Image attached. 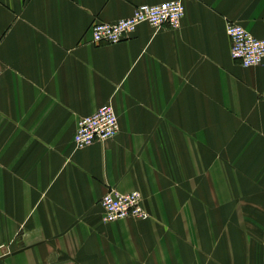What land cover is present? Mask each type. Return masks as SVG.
<instances>
[{
	"label": "crops",
	"instance_id": "1",
	"mask_svg": "<svg viewBox=\"0 0 264 264\" xmlns=\"http://www.w3.org/2000/svg\"><path fill=\"white\" fill-rule=\"evenodd\" d=\"M163 1L0 0V264H264V60L227 32L264 37V0H183L179 27L93 41ZM104 103L118 132L76 149ZM111 187L149 217L105 221Z\"/></svg>",
	"mask_w": 264,
	"mask_h": 264
},
{
	"label": "built area",
	"instance_id": "2",
	"mask_svg": "<svg viewBox=\"0 0 264 264\" xmlns=\"http://www.w3.org/2000/svg\"><path fill=\"white\" fill-rule=\"evenodd\" d=\"M183 0H165L160 3H139L131 15L115 21L94 20L89 30L95 43H116L129 38L142 22L161 27L167 24L179 27L185 15ZM227 31L231 38V53L244 66L257 65L264 60V37L251 33L242 24L229 21ZM118 116L112 103L100 105L93 113L80 117L74 135V147L82 148L96 140L113 137L118 132ZM103 219L114 221L120 218L146 219L149 212L143 205L139 190L121 191L111 187L101 197ZM0 244V257L5 253Z\"/></svg>",
	"mask_w": 264,
	"mask_h": 264
},
{
	"label": "bare ground",
	"instance_id": "3",
	"mask_svg": "<svg viewBox=\"0 0 264 264\" xmlns=\"http://www.w3.org/2000/svg\"><path fill=\"white\" fill-rule=\"evenodd\" d=\"M125 17H126V16H125ZM121 18H122V17H121ZM182 19H183V18H182ZM142 23H143V22H142ZM148 23H149V22H148ZM181 23H182V21H181ZM180 25H181V24H180ZM137 27H138V26H137ZM136 29H137V28H136ZM227 32H228V31H227ZM251 33H252V32H251ZM258 37H259V36H258ZM90 114H91V113H90ZM88 115H89V114H88ZM117 116H118V115H117ZM118 125H119V123H118ZM115 135H116V134H115ZM115 135H114V136H115ZM107 139H108V138H107ZM94 142H95V141H94ZM94 142H93V143H94ZM87 146H88V145H87Z\"/></svg>",
	"mask_w": 264,
	"mask_h": 264
}]
</instances>
